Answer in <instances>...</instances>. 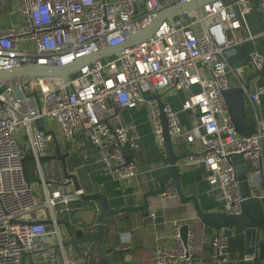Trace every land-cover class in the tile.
Listing matches in <instances>:
<instances>
[{
    "label": "built area",
    "instance_id": "1",
    "mask_svg": "<svg viewBox=\"0 0 264 264\" xmlns=\"http://www.w3.org/2000/svg\"><path fill=\"white\" fill-rule=\"evenodd\" d=\"M0 1L9 3L20 19L0 30V70H7L28 63L63 66L119 45L148 25L161 9L191 0ZM256 1L264 10V0ZM253 3L211 0L170 21L164 19L145 40L82 65L65 82L30 77L19 82L20 95H16L0 79V88L5 85L0 89V264H22L24 253L56 262L54 244L68 264L56 215L68 213L71 196H80L84 190L70 189L72 183L62 175L46 174L42 160L46 143L52 141L48 131L59 133L65 142L83 134L98 148L102 168L119 181H129L137 170L135 162L127 159L128 151L138 148V136L118 121L117 111L122 109L146 105L161 148L162 112L171 140L182 138L189 148L179 165H202L207 184L219 191L221 210L239 212V180L227 157L242 156L251 169L247 180L252 187L264 179V118H256V131L249 136L237 134L222 92L232 86L229 73L240 81L244 78L246 67L229 64V51L240 41L228 38L227 32L242 30L241 41L257 37L247 25ZM247 58L246 66L253 72L263 71V54L251 50ZM258 78L249 94L253 106L264 94V74ZM171 89L187 92L181 109L194 113V120L186 130L168 104L162 103L159 109L154 99L147 98ZM37 119L44 131L36 128ZM26 155L31 156L30 165ZM171 193L165 190L161 195ZM39 209H45L47 217L38 216ZM46 219L51 228L43 222ZM25 220L32 222L22 224ZM178 230L179 224H174L172 247L154 246V264L191 261L192 235L188 231L183 243ZM256 257L253 252L240 260L251 262ZM209 259L212 264L231 260L222 232L209 240Z\"/></svg>",
    "mask_w": 264,
    "mask_h": 264
},
{
    "label": "crops",
    "instance_id": "2",
    "mask_svg": "<svg viewBox=\"0 0 264 264\" xmlns=\"http://www.w3.org/2000/svg\"><path fill=\"white\" fill-rule=\"evenodd\" d=\"M229 1V0H226ZM17 14L11 12V5L0 1V30L4 27L19 23ZM247 25L253 35H257L254 40L241 41L243 31L238 30L234 34L227 32L230 39L240 41L229 51L228 61L231 67L243 65L246 67L242 81L229 73V82L232 86H244L248 81V88L245 90V112L248 118H264V94L259 97V102L253 106L250 102L249 94L255 89L258 83V76H253L254 72L247 67V56L251 50L264 55V10L258 8L257 1L254 0L252 10L247 16ZM264 71V68H263ZM264 74V73H263ZM231 86V87H232ZM187 92L179 89L167 90L160 94L163 104H168L175 111L178 124L183 129H188L194 120V113L190 110L183 111L181 103ZM118 121L130 127V132L134 131L138 136V148L129 150L136 165V176L129 181H119L112 174L105 171L100 164V153L97 147L92 145L83 134H77L71 142L60 139L56 132V139L61 152L64 154L65 169L68 174L76 177V182L85 194L94 193L92 180L98 188V193L105 195L108 205L113 208L124 210L103 219L104 237L106 252L112 255V261L103 259L99 243H84L78 245L79 249L89 250L88 258L76 257V250L72 245L65 247L68 264H115L114 261H121L122 264H154L153 249L156 244L167 247L174 245L172 240L174 224H188L191 233V244L193 246V256L187 264H212L209 259V240L217 232L214 229L203 226L196 217L191 203H180L173 193L171 179L166 180V190L171 194L154 195L147 198V208L145 210H133L142 204V194L158 188V176L166 170L164 157L154 159L164 149L158 144L156 136L152 131L149 118V111L146 105L133 109L118 110ZM55 135V134H54ZM53 144L52 141H50ZM172 146L177 155H187L189 148L182 138L172 141ZM54 148V145H53ZM55 149L52 154H54ZM165 156V155H164ZM184 159V158H183ZM182 159V160H183ZM30 160V159H26ZM181 161V160H180ZM180 161L178 163H180ZM54 166L46 168L47 175H62L61 161L55 160ZM180 185L185 195L194 194L198 198L203 210L220 211L222 200L219 191L211 188L205 179V169L202 165L193 164L179 166ZM45 170V169H44ZM70 189L74 185L69 186ZM257 194L262 201L264 208V179L255 187ZM94 200L82 199L80 196L72 195L70 200V211L66 216L69 221L72 236L74 238L87 237L98 233V209ZM37 215L44 218L48 212L39 209ZM57 219L65 218L63 215H56ZM50 228L51 223L47 224ZM83 226V227H82ZM63 240L67 239L63 225L58 226ZM220 232V231H219ZM264 239V233L260 235ZM50 245L54 244L49 243ZM230 248V249H229ZM231 253V260L228 264H254L251 262H241V256L245 254L243 246H228ZM254 252L259 255L257 247ZM57 260L39 255L28 254L25 257V264H64L61 249H56ZM257 264H264V259Z\"/></svg>",
    "mask_w": 264,
    "mask_h": 264
},
{
    "label": "water",
    "instance_id": "3",
    "mask_svg": "<svg viewBox=\"0 0 264 264\" xmlns=\"http://www.w3.org/2000/svg\"><path fill=\"white\" fill-rule=\"evenodd\" d=\"M211 0H191L187 2L175 3L167 6L157 12L154 19L146 25L144 28L134 32L130 35L128 40L124 43L113 47H106L99 50L96 53L84 55L76 58L72 62L63 66L44 65L36 63L24 64L12 69L0 70V79L10 85L16 95H20L19 82L30 78V77H47V78H59L63 82L66 81L67 77L76 72L82 65L103 57L107 54L118 52L124 47L137 44L147 37H149L157 28L159 23L166 19L171 20L173 17L185 14L187 12L197 10L200 6ZM264 71L254 72L253 76L263 74ZM5 85H2L0 89H3ZM248 88V81L244 86H232L222 92L224 103L227 107L230 120L233 124L234 130L237 134L242 136H249L256 131L255 122L253 119L247 117L245 112V90ZM147 98L154 99L158 103L159 109L162 107V101L160 94H154ZM161 124H162V137H163V151H164V162L166 163V170L158 176V188L152 191H147L142 194V204L136 207H131L133 210H145L148 202L147 198L154 195H161L166 190V180L171 179L173 185V191L175 196L178 198L180 203H191L193 211L200 223L208 228L222 232L225 237V241L228 246H243L245 254H252L255 247L259 251L258 257L254 259V264H257L259 260L264 259V239L260 238V235L264 233V208L261 198L255 194L256 189L252 187L248 180L247 174L250 172V167L244 162V159L240 154L231 155L227 157V161L232 163L235 167L236 176L238 178L239 193L241 201L239 203V212L236 214L226 213L220 211H207L203 210L199 204L198 198L194 194L185 195L180 185L179 175V161L186 157V155H177L172 146V140L167 131V124L164 114L160 113ZM36 128L44 131L42 121L36 120ZM51 134L52 142L54 145L55 152L50 158H54L57 161H61V168L63 176L70 180L76 189L80 188L76 182V177L73 174H68L65 169L64 154L61 152L59 143L56 136L52 131H48ZM24 159H31L30 155H26ZM128 160H133L128 155ZM95 192L85 194L83 193L80 197L84 199L94 200V204L98 209V233L87 237L74 238L72 236L69 221L65 218H59L56 220V224L63 225L66 231L67 239L62 241V246L66 247L72 245L76 250V257L88 258L90 251L79 249L78 245L82 246L84 243L93 244L97 242L101 246V257L112 261V255L106 252L105 237H104V225L103 219L118 213L124 209L117 208L113 209L108 205V200L105 195L98 193V188L92 180ZM32 220L22 221V224H29ZM34 222V221H33ZM43 222L50 224V220L46 219ZM83 227V226H82ZM188 224L179 225V235L183 243H186V235L188 233ZM57 244L53 245V249L56 250ZM29 253H24L22 256V264H25V257ZM115 264H122L121 261H114Z\"/></svg>",
    "mask_w": 264,
    "mask_h": 264
},
{
    "label": "rangeland",
    "instance_id": "4",
    "mask_svg": "<svg viewBox=\"0 0 264 264\" xmlns=\"http://www.w3.org/2000/svg\"><path fill=\"white\" fill-rule=\"evenodd\" d=\"M54 130H56V128L52 127ZM51 129V128H50ZM54 148H53V144H51V142H47L46 143V150H45V157L42 160V166L46 171V168L49 166H54L53 163H55V159L54 158H50L53 152ZM32 169L31 167L28 168V173H31ZM193 247V246H192Z\"/></svg>",
    "mask_w": 264,
    "mask_h": 264
},
{
    "label": "trees",
    "instance_id": "5",
    "mask_svg": "<svg viewBox=\"0 0 264 264\" xmlns=\"http://www.w3.org/2000/svg\"><path fill=\"white\" fill-rule=\"evenodd\" d=\"M163 157H164V153L161 151L159 155L154 156V159H162ZM27 161L29 165L32 163L31 160H27Z\"/></svg>",
    "mask_w": 264,
    "mask_h": 264
}]
</instances>
